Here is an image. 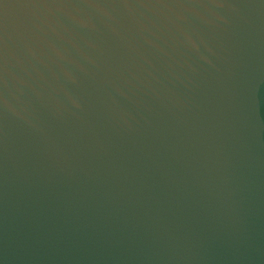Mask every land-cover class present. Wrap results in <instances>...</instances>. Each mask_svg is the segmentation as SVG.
Returning a JSON list of instances; mask_svg holds the SVG:
<instances>
[{
	"label": "water",
	"instance_id": "water-1",
	"mask_svg": "<svg viewBox=\"0 0 264 264\" xmlns=\"http://www.w3.org/2000/svg\"><path fill=\"white\" fill-rule=\"evenodd\" d=\"M0 264H264V0H0Z\"/></svg>",
	"mask_w": 264,
	"mask_h": 264
}]
</instances>
